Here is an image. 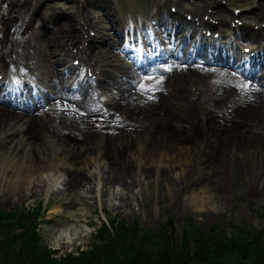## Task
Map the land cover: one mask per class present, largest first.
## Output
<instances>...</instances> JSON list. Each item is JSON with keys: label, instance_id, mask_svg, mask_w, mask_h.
Here are the masks:
<instances>
[{"label": "rangeland", "instance_id": "374dc122", "mask_svg": "<svg viewBox=\"0 0 264 264\" xmlns=\"http://www.w3.org/2000/svg\"><path fill=\"white\" fill-rule=\"evenodd\" d=\"M17 1L21 5L26 0ZM28 1H30V9L26 10L24 8L19 12L18 9H12L11 0H0V10H2L3 19L6 20L8 12H11L13 18L21 25L20 29L16 31L19 39L13 46L19 54L32 51L33 46L27 40H33L38 32L41 33L37 25L38 31H32L33 33L31 32L27 36L24 34L27 25L25 21L30 17L32 11L38 9L37 13L40 11V15L48 16L51 15L50 11L53 7L57 13H65L71 16L78 12V5L81 2L80 0H46V3L37 8L35 6L36 0ZM165 1L141 0L140 4H143L146 8L144 10L147 15L165 16L168 13ZM215 1L206 0V3L203 5L205 8H201L202 10L200 9L199 11L205 13ZM232 1L234 6L237 7L253 5L255 1L263 3V0ZM217 2L220 4V0ZM122 3L127 6L123 14L124 16L119 17L111 0H86L84 5L86 15L94 22L100 20L99 24L103 27L102 33L92 43L94 52H92L91 60H94L93 55L98 54L95 50H99L102 46L114 58L112 66L113 76L107 79V81L110 80V85L107 81L102 83L101 89L103 90H107L109 87H117L116 85L118 84L128 87L130 83L121 81L120 77L117 78V72L119 69H127L126 67L129 65L134 66L140 53V48L137 45L138 43H136V35L134 37L128 35L126 37L127 43H111V40L106 38V36L112 34L114 41L117 40L118 37L116 38L115 36V29L111 28L115 27V20L116 22L117 20H119L118 22H122V25L118 24V28L123 26L124 29L127 28L128 31L133 32L134 28H131L127 20L138 14L137 8L139 2L137 0H122ZM221 10H227L230 13V10L224 6ZM25 11L27 13H24ZM21 13H24V15L21 16ZM14 16H17V18ZM55 22L56 26L63 23L66 25L70 24L66 17L57 19ZM45 25L50 28L51 25L55 26V23L53 21H45ZM192 26L194 25L192 24ZM10 27L14 29L12 24H10ZM75 27L76 29L85 27L87 38L89 30L95 28L87 24L83 17L79 18ZM62 33L57 43L62 42L60 40L69 39L66 33ZM43 37L42 34L40 39L42 40ZM168 37L172 38V35H168ZM167 40L169 42L168 38ZM183 40L182 34H178L174 39L175 44L169 43V45L178 50ZM190 42L191 39L186 40L183 47L185 49L190 47ZM0 48H3V50L7 49L3 44L0 45ZM74 48L77 49L78 46L71 47L72 54H75ZM136 49H138V52H136ZM172 50L174 49L172 48ZM233 50L237 51L236 49ZM57 54L59 53H53L55 55L54 59L58 61V64L56 67L48 68V71L50 75L51 73L54 74V80L61 82L63 78L61 75H64V65L60 64V56ZM193 56L192 54L189 55V59H192ZM23 57L26 58V56ZM174 58L173 56L169 58V64L172 63V60H175ZM201 58L204 57L200 55L195 62L201 64ZM31 60H33V56ZM25 61L27 59H23L24 63ZM17 64L19 65L20 63ZM106 67L105 64L104 69ZM220 67L229 70L231 74L238 76L237 78L247 73L244 72L243 67L237 68L235 65L228 67L220 65ZM48 71L45 67H39L38 72L35 74L37 77L28 82L29 87H33L35 82L37 83L35 88L42 86L50 92L48 98L44 100L45 102H51L55 94V89L52 85L53 81H51ZM130 71L133 77L139 81L138 77L142 75L139 70L132 68ZM72 81L69 80L65 83L68 92H70ZM192 84H186L185 94L191 95V93L199 92L197 86ZM89 86L90 83L84 89L91 90ZM159 92L160 90L157 87L151 88L150 91L157 98H160ZM93 93L96 101L99 103V95L96 90H93ZM51 94L52 97L50 96ZM203 100L207 102L208 108L212 109L214 115L223 121L225 120L224 113L226 107L234 103V101H230L222 108H218L216 102L212 99L206 100V98H203ZM8 102L9 100L6 95L0 92L1 107L4 106L9 110L19 112L22 116H26L28 113L27 110L9 106ZM109 107L117 111L119 110L118 112L121 116L111 115L113 117L111 120L104 121L103 115L96 113L94 116L95 120L99 123L103 121L107 122L102 124L108 127L110 126L109 124H120L121 121L119 120L126 119L127 114L124 113L123 109L115 106L114 103L104 106V112L108 114ZM194 111L198 115L206 113L203 106L195 107ZM255 114L257 116V120L253 118L255 125L264 126V112H257ZM142 118L153 124H158L161 120L167 121L168 119L163 113L152 114V116L145 114ZM24 119L17 126L12 127V130L8 133L9 136H19L18 131L22 130ZM169 120L170 123L171 121L173 124L175 123L174 127L177 126V130L181 134L184 130H186L185 132L190 131L192 133L193 127L197 123V119L188 116L180 117L177 120L172 117ZM129 122L130 120L124 122V127L120 125L113 127L116 129H126ZM132 124L137 125L134 121ZM48 127L52 130V126L48 125ZM164 127L168 128L164 129ZM164 127H162V132L166 139L165 133L168 131L167 135H169L171 126L170 128L169 125ZM242 129L246 132L250 130L248 126H243ZM63 130V135L70 138L72 142L57 144V141H51L49 137H46L40 142L39 146H36L35 143L29 144L30 149L35 151L36 159L39 160L33 162L34 166L30 162V166L35 170L32 177L33 187L27 193L22 192L15 196L11 195L13 186L10 184L17 177L9 176L12 167L6 164L5 158L10 155L14 157V161L19 162L22 158L29 157L30 153H28V149L24 151L25 148L13 146L11 137H7V134L5 137L0 136V165L3 167L0 170V175L6 170L8 175L4 176V181L5 184L10 185L7 187L8 189L0 192V210L8 214L15 210H27L39 203H42L43 208L49 206V209L37 220L39 224L37 232L41 237V246L53 251V256L55 257L60 258V256L68 253L77 254L78 250H86L88 245L95 239L94 234L96 230L108 219H115L117 223H136L140 228L151 230H159L162 223L167 225V221L173 219L175 227L180 232L184 228L185 220L189 218H193L202 231H207L212 225L223 220L224 224L226 223V225L230 226L229 231L232 230V226L242 227L246 230L264 228V179L260 177V172H264V152H260L257 148H252L250 154L242 151L243 157L237 156V152H234L233 155L225 160V164L221 166L218 158L214 157V153L218 151V146H214V143L216 145L215 137H212V135L218 136V134L214 133H203L201 140L200 136L195 138L197 145L194 148L189 147V149V143L178 138V141L170 145H168L169 139L163 145L159 143L156 146V150H154L153 146H151V134L147 132H142L143 137L139 135L138 140H135L133 137L125 139L126 136L119 132L110 137H105V133L101 131L100 136L95 137L96 135L92 134L88 139H81L82 136H79L77 131L73 130L70 126L67 128L66 126L63 127ZM236 131L238 132L237 128ZM232 132H234L233 129ZM29 136L27 134L24 138L26 143H28ZM259 137L264 140V133L261 132ZM206 139L208 140L207 143H205ZM234 141L231 140L228 143V146L231 144L232 150H234L232 146ZM121 144L124 153L117 154L116 150ZM206 145L210 146V150L207 152ZM248 158H250V161ZM237 159H243L244 163L237 164ZM127 162L128 164L132 163V167L139 170L140 173L145 168H154L156 172L150 171L148 173L149 177L141 174L133 175L129 180L133 179L134 183L128 190L123 189L121 184H110L109 189L105 188V180H109L110 178L108 170L115 168L116 175L119 178H123ZM77 171L87 172L91 177L90 181L88 182L85 179L81 182L82 177L78 173H75ZM257 172L258 174H256ZM219 180L220 183L223 181L222 187L224 189L219 187L220 183H216ZM45 181L50 187L49 190L45 189ZM70 181H77L78 186L75 188L71 187L72 185L69 186ZM209 193L211 194L208 199L209 201L205 202L206 205L201 206V196ZM7 248L9 249L8 246ZM1 253L2 250L0 248V255ZM252 261L248 259L250 264H252ZM223 264H234V262L228 259Z\"/></svg>", "mask_w": 264, "mask_h": 264}, {"label": "bare ground", "instance_id": "6f19581e", "mask_svg": "<svg viewBox=\"0 0 264 264\" xmlns=\"http://www.w3.org/2000/svg\"><path fill=\"white\" fill-rule=\"evenodd\" d=\"M13 0H11L12 2ZM199 4L204 5L206 2L205 0H199ZM46 3V0H36L35 6L38 8L41 6V3ZM18 3V1H17ZM30 1H26L24 4V8H29ZM23 7H20L22 9ZM51 15H40L39 13L33 16V20L31 24L28 26L27 30L25 31V36L30 35L32 31H37V25L39 26V30L43 34L42 40L36 38V40H27L32 46L33 49L25 56L33 55L35 61L32 63H28L22 67V71H29L35 68V73L38 72V68H53L56 67L58 61L54 59L53 53L58 51H67L69 52L70 47L72 46V39L74 41H78L77 43L83 40V35L85 34V29H76L75 25L79 21L80 17H83L87 24H90L94 27H97V24L93 23L92 19L86 15L85 8L83 11H79L74 15H66L62 13H56L55 8H51ZM252 18H257L259 16L264 17V5L260 6L258 10L252 11ZM2 10H0V45L3 44L7 46V49L3 54H8L12 60L15 58H20L22 54L15 53V43L19 39L16 34V28H19L20 25L17 24L15 29H11L9 26L14 19L10 16L7 20H3L2 18ZM222 16H228L225 13H218V17L221 18ZM62 17H66L67 21L70 24H60L59 26H54L52 29H49L45 25V21L49 19V22L54 20L60 19ZM37 21V22H36ZM203 24L207 25L204 20H202ZM118 23L115 24V27H111L115 29V36L117 38L114 41V36L108 35L106 36L107 39L113 42H122L127 43L126 37L128 35V31L124 30L123 26L118 28ZM247 28V27H245ZM62 32L66 33L69 39L65 41L62 47L56 44L57 39L59 38ZM248 36L258 37V34L252 31L251 29L247 30ZM78 34L74 37V35ZM62 41V40H60ZM93 46H89L87 48L82 49V54L86 56H91L94 49ZM98 52L96 55H100L101 58L104 60L106 64L105 70H103L102 75V82L108 78H112V66H113V55L102 46L99 50H95ZM241 54V53H238ZM61 55V54H60ZM173 55H179L180 59L185 57V53L178 52L174 53ZM195 55V54H194ZM239 57V55H238ZM64 61L66 58H63ZM101 62V61H98ZM212 63L213 61H206V63ZM90 64V65H97ZM35 65V67H34ZM37 66V67H36ZM128 68L125 70H118L120 77L124 81H130L129 75L131 72L130 69L132 66H127ZM7 71L10 72V78H14L13 74L16 71L15 67H10L9 65H5V62L0 55V71ZM160 73V69H155L154 71L147 72L145 79L142 80L137 86H131L130 88L121 91L118 93L114 99L113 103L118 108L124 110V113L127 114L126 119L119 120L121 121L120 124H109L110 126L106 127L102 123L106 120H111L113 117L107 112H104L103 107L96 101L95 95L93 90L89 89H81L76 94H71L67 91L65 87V83H67L71 78L72 74L65 76L61 80V82L54 80V74L48 71V75H50L51 81L54 82L56 86V94L55 97L51 102L44 104L43 106L29 110L26 116H22L19 112H15L12 110L7 109L4 106H0V136L11 137L8 133L12 130V127L18 125V123L27 118L28 120L26 123L23 121V125L25 124L26 127L22 130H19L18 137H11V143L13 146L17 148H25L24 151L28 149V153H30L29 157L22 158L19 162L14 161V157L8 155L6 159V164L12 167V171L9 172V176H16L17 178L11 182V195L15 196L16 194L20 193H27L29 189H31L33 176L35 170L32 166H30V162L33 165L34 161H39L36 159L35 151L30 149L29 144L35 143L36 146L40 145V142L43 141L46 137H49L51 141H57V144L62 143H70L72 140L67 136L63 135L64 132L63 127L70 126L73 130L77 131V134L81 137V139H88L90 135L94 134L100 136V131L105 133V137H110L111 135L119 132L123 133L127 139L133 137L135 140H138V136H142V132H147L151 134V146L153 149L156 150V146L161 143V145L167 143L168 145L171 143H175L176 141L183 140L189 143L188 148L197 145L195 142V138L203 137V133H214L218 134L212 135L215 137L214 146H218V151L214 153V157L218 158L219 163L221 166L225 164V160L237 152V156H242V151H245L246 154H250L252 148H257L260 152H264V140H262L259 135L260 133H264V128L262 126H256L255 120L257 112H264V87L261 85H256L258 79L264 80L263 76H252L250 77L251 81H249V85L240 93L237 89L233 88L231 85V81L234 79V76L229 72H224L222 70L215 69L214 67H209L206 65H197L193 60L188 61L185 66H176L174 67L173 71L170 73H161V77L156 82H153L152 85L160 90V98L153 96L151 91V84L147 83V79L153 78L156 74ZM264 73V72H263ZM24 74V73H22ZM28 74V73H27ZM257 77H259L257 79ZM15 79V78H14ZM15 81H17L15 79ZM187 83H193L192 85H196L199 87L198 93H192L191 95L185 94V86ZM264 84V82L262 83ZM192 87V86H191ZM1 88V87H0ZM240 93V94H239ZM225 94L226 96H223ZM241 95V97H240ZM81 97V98H80ZM238 97L245 98L243 102L235 101ZM203 98L212 99L216 102V106L218 108H222L227 102L234 101L237 104L236 109L232 115L229 113L226 115L227 120H222L214 115V112L211 108H208L207 102H204ZM239 98V99H240ZM197 106H203L205 110L204 115H198L195 113L194 108ZM98 113L103 115L104 121L98 122L95 120L94 116ZM165 114L168 119L167 121L161 120L158 124H153L150 121H145L142 116L152 114ZM188 116L191 118L197 119V123L193 127V132L190 131L185 132L183 131L181 134L178 131V127H174L175 123L170 120L174 117L176 120L180 117ZM115 119V118H114ZM130 120L128 127L126 129H116L113 126H123L124 122ZM136 122L137 125H133L132 122ZM164 122V123H163ZM48 125L52 126V130L48 127ZM169 125L171 129L169 131V135H167L168 131L165 133L166 139L163 136L162 127ZM197 125V126H196ZM243 126H248L250 130L248 132L244 131L242 128ZM168 127H164L167 129ZM238 129V132L236 131ZM19 129V128H18ZM232 129L234 132H232ZM7 131V132H6ZM30 135L28 138V143L25 142L26 135ZM117 136V135H115ZM236 136V137H235ZM122 137V136H120ZM124 137V136H123ZM122 137V138H123ZM150 137V135H149ZM146 140V139H145ZM231 140H235L234 144L232 145L234 150L228 143ZM208 140L206 139L207 143ZM178 144V143H176ZM27 145V147H26ZM180 145V144H179ZM93 148V147H91ZM189 148V149H190ZM169 150V146H168ZM210 150V146L206 145V152ZM117 154L124 153L122 149V144L118 146L116 150ZM26 158V159H25ZM260 158V157H258ZM24 159V161H23ZM250 161V158H248ZM248 161V162H249ZM14 162V164H13ZM237 164H243V159H237ZM38 163V162H37ZM79 163V161H78ZM188 164V163H187ZM6 165V166H7ZM132 163L127 162L125 165V176L123 178H119L115 173V168L109 171V180H105L104 187L109 189L110 184H121L123 189H130L131 185L134 183L132 178L133 175H144L145 177H149L150 171H155L154 168H145L142 173L139 170H136L132 167ZM34 166V165H33ZM2 165H0V170L2 169ZM218 170V169H217ZM218 172V171H217ZM216 172V175H217ZM80 177H82L83 182L85 179L89 182L90 176L87 172L77 171ZM258 174V172L256 173ZM8 173L4 170V173L0 175V192L8 189L10 185L5 184L4 176H7ZM96 175V174H95ZM78 176V175H77ZM260 177L264 179V172H260ZM96 180V176H95ZM69 184L72 185L71 187L78 186L77 181H70ZM223 182V181H222ZM222 182L216 181V183H220L219 187H222ZM45 189L49 190L50 187L48 183L45 181ZM6 187V188H5ZM224 189V188H223ZM108 191V190H107ZM211 194H205L201 196V206L206 205L205 202L209 201V197ZM55 210V209H54Z\"/></svg>", "mask_w": 264, "mask_h": 264}, {"label": "trees", "instance_id": "16d2710c", "mask_svg": "<svg viewBox=\"0 0 264 264\" xmlns=\"http://www.w3.org/2000/svg\"><path fill=\"white\" fill-rule=\"evenodd\" d=\"M42 203L5 214L0 210V264H264V228L246 230L222 222L202 231L193 218L178 231L172 219L159 230L110 221L96 230L94 240L77 254L53 256L37 232ZM9 247V249L7 248Z\"/></svg>", "mask_w": 264, "mask_h": 264}]
</instances>
